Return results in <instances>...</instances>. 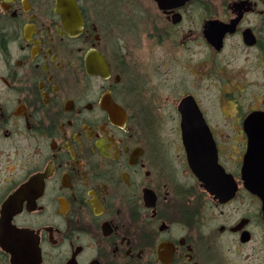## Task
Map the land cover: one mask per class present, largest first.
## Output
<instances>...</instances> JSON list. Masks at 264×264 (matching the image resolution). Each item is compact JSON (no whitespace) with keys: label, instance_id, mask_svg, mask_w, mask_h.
<instances>
[{"label":"flooded vegetation","instance_id":"flooded-vegetation-1","mask_svg":"<svg viewBox=\"0 0 264 264\" xmlns=\"http://www.w3.org/2000/svg\"><path fill=\"white\" fill-rule=\"evenodd\" d=\"M124 2L132 25L146 16L132 45L88 0L74 21L57 0H0V264H223L226 240L264 264L241 172L264 132V0ZM185 98L236 183L227 201L188 163ZM238 197L258 203L255 248Z\"/></svg>","mask_w":264,"mask_h":264},{"label":"water","instance_id":"water-1","mask_svg":"<svg viewBox=\"0 0 264 264\" xmlns=\"http://www.w3.org/2000/svg\"><path fill=\"white\" fill-rule=\"evenodd\" d=\"M157 1L159 3L161 0ZM57 4L62 13L74 21L73 15L77 14L74 0H57ZM179 110L181 111L183 142H185L188 163L193 172L204 182L202 184L206 190L218 197L221 202L231 199L235 194L236 183L217 162L215 142L202 119L201 111L194 101L188 98L183 99ZM260 118L262 119L259 113H252L248 119L250 127L252 128L253 121ZM262 136L264 132L249 135L250 141L245 156L247 162L241 172H243V182L246 188L257 195L262 203L264 221V178H261L264 175V158L260 157V154L264 153V148L259 139Z\"/></svg>","mask_w":264,"mask_h":264},{"label":"rangeland","instance_id":"rangeland-1","mask_svg":"<svg viewBox=\"0 0 264 264\" xmlns=\"http://www.w3.org/2000/svg\"><path fill=\"white\" fill-rule=\"evenodd\" d=\"M88 1H89L90 6L91 5L95 7L97 6L96 11L97 13H99V18H100L99 22L102 24L103 28L107 29L113 34V38L124 39L123 42L126 44H130V45L136 42H139V38H137V35L141 36L143 33L141 34L140 32H138L137 28L135 27L141 28V25L143 27L146 16L141 15L139 18H137L139 20L137 25H132V21L134 17L131 16L132 14L130 12L131 6H128V3H125L124 0H95V1L88 0ZM94 2H97V3L99 2L100 4H97ZM99 6L105 7V9L100 12ZM106 25L109 27H107ZM141 38H144V37H141ZM207 95L209 96V99H211L210 101L216 100L214 98L216 95L215 89L210 88L208 90ZM207 109L209 110L210 118L212 120H216L218 118L217 107L211 105ZM243 204L245 206L244 210L250 208V212L251 214H253V219H254L253 225H254L255 238H254V242L249 244V247L254 246L255 248L256 241L260 237V235H258V229L261 228L259 224L260 220L256 219L255 217L258 203L253 197L245 198V200L242 199L241 197H238L237 200L234 201L233 203V208L236 209V211L243 209L244 208ZM221 210L223 211V214H225L228 211H230V208L226 206L224 208H221ZM238 213L239 211L236 212V215H238ZM221 216H224V215L221 214ZM221 220H223V217H221ZM223 247H224L222 249L223 258H224L223 264H240V263L244 264L245 260L238 257V255L234 253V250L231 247L229 240H226V243H224ZM227 248H229V250ZM225 254H227V257L225 256Z\"/></svg>","mask_w":264,"mask_h":264}]
</instances>
